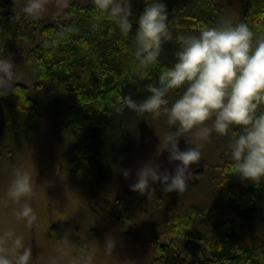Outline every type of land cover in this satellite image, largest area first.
Wrapping results in <instances>:
<instances>
[{
	"label": "trees",
	"instance_id": "trees-1",
	"mask_svg": "<svg viewBox=\"0 0 264 264\" xmlns=\"http://www.w3.org/2000/svg\"><path fill=\"white\" fill-rule=\"evenodd\" d=\"M164 3L174 38L163 45L160 63L146 70L144 78L134 75L131 67L137 25L123 37L92 0L70 1L61 15H47L38 22L23 14L14 19L10 1L0 0V43L5 53L21 55L33 70L35 94L54 115L65 175L94 212L105 213L126 235L140 240L152 264H264V228L254 229L264 223V182L237 177L226 137H212L215 160L196 169L180 195L162 192L148 198L130 186L107 189L122 135L138 117L130 110L117 114L119 98L145 99L148 84H156L160 73L175 63L176 37L196 35L227 15L216 0ZM144 7V0H133L136 19ZM241 22L264 35V0H246ZM13 87L0 96V143H5L7 154L14 143L31 142L41 133L38 101L25 83L15 82ZM153 186L162 190L159 183ZM130 199L144 216L131 210ZM152 199L155 209L150 211L145 204ZM172 237L183 243L176 244Z\"/></svg>",
	"mask_w": 264,
	"mask_h": 264
},
{
	"label": "clouds",
	"instance_id": "clouds-1",
	"mask_svg": "<svg viewBox=\"0 0 264 264\" xmlns=\"http://www.w3.org/2000/svg\"><path fill=\"white\" fill-rule=\"evenodd\" d=\"M15 2V0H14ZM138 19L132 11L133 0H92L97 12L111 22L123 37L131 35L136 24L132 72L144 78L146 70L158 65L163 45L173 40L171 21L164 0H144ZM52 0H25L20 9L24 18L38 22L46 18ZM55 15L69 7V0H55ZM17 15L14 19H18ZM93 24V28H97ZM69 32L73 29H68ZM179 51L175 63L163 70L156 84H148V95L137 102L122 96L114 111L125 110L138 116L159 120L162 116L170 129L163 143L169 163H176L170 173L154 161L136 172L130 190L151 198L153 185L159 183L164 193H184L192 178V168L202 159L201 147L213 135L228 139L227 149L239 179L253 184L264 182V35H257L246 23L234 22L231 15L221 16L217 25L202 28L198 34L176 37ZM16 64L0 43V96L14 89ZM181 90L175 100L170 94ZM199 146L181 150V139ZM124 177L130 176L124 170ZM34 195L33 175L29 169L14 171L6 196L20 207L16 212L27 225L37 221L28 202ZM116 241L109 236L103 244L106 256L114 253ZM0 264H33V254L20 235L0 238ZM78 264H94L92 255L78 258Z\"/></svg>",
	"mask_w": 264,
	"mask_h": 264
},
{
	"label": "rangeland",
	"instance_id": "rangeland-1",
	"mask_svg": "<svg viewBox=\"0 0 264 264\" xmlns=\"http://www.w3.org/2000/svg\"><path fill=\"white\" fill-rule=\"evenodd\" d=\"M9 1L11 14H22L20 9L25 0ZM216 1L224 5L227 15H231L234 22H241L246 0ZM54 4L55 0H52L48 15L55 14ZM10 55L16 64L15 82L25 83L29 87L31 95L38 101L42 117L41 133L36 139L14 143L10 154L6 153L5 143H0V153L3 154L0 156V238H4L7 233L22 236L25 245L32 250L33 264H78V258L89 254L94 257V264H152L140 240L126 235L105 213L94 212L84 193L65 175L63 146L54 128V115L35 94L33 70L25 64L21 55ZM170 130L175 131L169 128L163 116L156 121L149 116H138L132 120L122 135L121 150L107 189L120 190L131 186L135 182L137 170L149 161H154L162 170L171 173L176 163H169L168 153L160 142ZM191 139V144L181 139L180 149L200 145L194 135ZM211 151V142L201 147L202 159L193 166L192 173L204 166L205 161L215 160L214 152ZM21 167L29 169L33 175L34 195L28 202L37 215V221L32 225H27L17 217L20 205L6 196L14 171ZM124 170L130 172L127 179L123 175ZM152 187L155 190L153 198L163 192ZM153 200L145 204L150 211L155 209ZM128 204L134 213L144 216L134 200L130 199ZM254 227L257 231H263L264 223ZM109 236L115 239L116 247L113 255L106 256L103 244ZM172 240L178 245L183 243L180 238L172 237Z\"/></svg>",
	"mask_w": 264,
	"mask_h": 264
}]
</instances>
